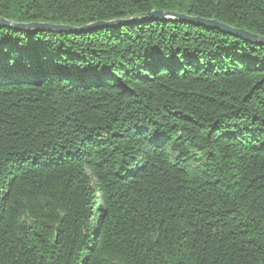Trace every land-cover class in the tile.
<instances>
[{"label":"trees","instance_id":"16d2710c","mask_svg":"<svg viewBox=\"0 0 264 264\" xmlns=\"http://www.w3.org/2000/svg\"><path fill=\"white\" fill-rule=\"evenodd\" d=\"M152 12L264 39V0H0L77 30L0 26V264H264V44Z\"/></svg>","mask_w":264,"mask_h":264},{"label":"water","instance_id":"95a60500","mask_svg":"<svg viewBox=\"0 0 264 264\" xmlns=\"http://www.w3.org/2000/svg\"><path fill=\"white\" fill-rule=\"evenodd\" d=\"M148 18H155L157 20L172 19V20H179V21L194 22L201 26L218 29L220 31H223L224 33L241 37L252 43L264 44V39L257 35L251 34L243 30L231 28L215 20H206L202 18H190L184 15L173 13V12H152L151 14H149ZM138 21L140 20L135 19L132 22H138ZM117 24H118L117 22L99 23V24L85 27L83 28V30L96 28V27H114ZM0 26L15 28V29L24 30V31H48V32H59V33L77 31L74 28H71L69 26H63V25H52V24H42V23L24 24V23H14V22L7 21V20H1Z\"/></svg>","mask_w":264,"mask_h":264},{"label":"rangeland","instance_id":"374dc122","mask_svg":"<svg viewBox=\"0 0 264 264\" xmlns=\"http://www.w3.org/2000/svg\"><path fill=\"white\" fill-rule=\"evenodd\" d=\"M99 200L101 201V197H99Z\"/></svg>","mask_w":264,"mask_h":264}]
</instances>
